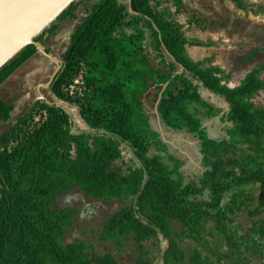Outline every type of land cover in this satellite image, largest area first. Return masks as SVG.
<instances>
[{"label": "trees", "instance_id": "obj_1", "mask_svg": "<svg viewBox=\"0 0 264 264\" xmlns=\"http://www.w3.org/2000/svg\"><path fill=\"white\" fill-rule=\"evenodd\" d=\"M184 1L76 0L34 39L42 44L87 9L50 89L94 134L73 133L65 109L40 101L0 134V264H264V107L252 101L264 66L231 89L218 67L191 60L188 47L205 43L185 36L180 16L201 31L213 22ZM36 51L28 45L3 66L0 87ZM139 83L146 92L127 91ZM200 84L227 110L208 103ZM152 85L163 123L200 141L195 180L150 127L142 99ZM221 113L227 137L209 138L202 119ZM155 201L164 222L142 214ZM90 202L118 208L92 215L87 228Z\"/></svg>", "mask_w": 264, "mask_h": 264}, {"label": "crops", "instance_id": "obj_2", "mask_svg": "<svg viewBox=\"0 0 264 264\" xmlns=\"http://www.w3.org/2000/svg\"><path fill=\"white\" fill-rule=\"evenodd\" d=\"M78 9L79 7L75 11H77ZM83 9L85 10V16H82L81 12H79L78 10L77 13L73 15V17H68L65 20L61 21V23L57 26L53 33L46 32L45 36L43 37V43H39L41 44V48L37 50L36 53L27 60V62L21 65L0 87V128L6 127V130H8L11 126L16 124L19 117L26 113L37 101H47L45 103L54 105L60 104V101L57 100L54 94L51 92L50 86L53 78L59 72L63 65V57L70 46L72 38L79 29V23H77V21L81 19L80 23H82L87 16V9ZM189 9H191L194 13H198L199 15L201 13L200 11L194 10L193 8L189 7ZM256 9L264 12V7L262 6V4H258L256 6ZM222 27L224 29L227 28L225 24H223ZM207 30H210V28ZM198 31L200 33L205 32L201 31L200 29H198ZM185 36L190 39L194 38L193 40L204 42L202 38L200 39V37L195 38L192 36H187L186 32ZM221 41L222 42L220 43H214L208 37V39L204 42L205 45H193L191 47H188L187 54L194 62H202L204 63V66L218 67L221 70V74L219 76L222 78V84H225L228 88L232 89L239 86L241 82L246 78L248 73L259 65L250 68L249 64L252 63L249 62L250 58L248 57V55H246L244 56V59L238 60L239 64L245 67L243 71L241 67L239 73H235L233 70H230L231 68L227 69L224 65L221 64L222 61L218 60L221 59L219 53L225 51V49H229L228 44H233L234 46H236V43H238V41ZM194 48H198V50H194ZM232 50L233 49H231V53H233ZM45 53H48V55H46ZM238 53L240 54V50H238ZM257 54L262 59V57L264 56V46L258 48ZM45 61L47 62V66H43ZM241 71L243 72V76L239 77V75L242 74ZM180 72H182V68L178 67L177 73ZM235 78L238 80L237 83H235ZM259 78L264 81V70L259 74ZM153 89H156V87L154 85L150 86L148 93L143 96L142 103L145 113L149 117L150 127L160 132V134L159 132L157 133L159 134L160 140L163 142V144L166 145V152L175 156L171 153V149H174V144L170 140V137L173 139L174 137H172V135H177L176 131H179L180 133H182L183 137L186 133L187 136L190 135L192 139L195 138L197 140L199 153L201 155L200 141L198 137L189 133L187 130H173L171 128H168L163 123L160 114H157L155 112L156 106L151 109L148 104H145V102L151 98ZM200 89H204L202 88L201 84ZM263 91L264 88L259 92ZM215 96L216 98L213 102L219 103L220 101H222L220 106L223 107L222 111H226L228 108L227 103L218 95ZM207 102L210 103L209 101ZM210 104L216 106L213 103ZM220 106L216 107L220 108ZM220 115L222 116L223 113H221ZM220 115L212 118L202 119V128L205 129L209 138L221 140L227 137V128L225 130L226 124L221 122ZM1 117H3V119H1ZM78 120H80L79 117ZM229 126L230 124L228 125V127ZM169 132L172 133L171 136L168 135ZM1 133L3 132L0 131V134ZM183 148H185V145L183 146ZM175 149H179L181 152L179 153L181 154L180 158L175 156L177 159L181 160V162L182 160H185V163L187 161H190L189 156H185L186 154L183 153L182 149L176 148V146ZM202 159L203 156L201 155V166Z\"/></svg>", "mask_w": 264, "mask_h": 264}, {"label": "rangeland", "instance_id": "obj_3", "mask_svg": "<svg viewBox=\"0 0 264 264\" xmlns=\"http://www.w3.org/2000/svg\"><path fill=\"white\" fill-rule=\"evenodd\" d=\"M241 1L245 6V8H239L238 5L235 2H232L231 0H185L184 3L187 4L188 8L190 7L193 8L194 10L200 11L201 12L200 14L203 17H207L211 22H213V25L210 28V30L201 33L198 31L196 27L194 26L190 27L187 25V14H182L180 16V21L182 22V24H184V29L187 36H192L195 38L200 37V39L202 38L204 42L209 37L210 40H212L214 43L217 42L220 43L222 42L221 40L236 41V42L238 41V43H236L237 44L236 46H234L233 44H228L229 49H225V51L220 50L222 51L219 53L221 59H218L219 61H222L221 62L222 65H224L227 69L231 68L230 70H233L235 73L240 72V67L242 68V71L245 69L244 66L239 64L238 60L244 59V56L246 55H248V57L250 58L249 62L252 63L249 64L250 68L255 67L256 65H262V64L264 65V56L261 59V57L257 54L258 48L264 46V12L256 9V6L258 4H262V6L264 7V0H241ZM119 2L127 3L128 0H119ZM238 3L241 4L240 0ZM83 8L79 6L78 10L79 12H81L82 16H85V10ZM77 11L73 13L75 14L77 13ZM80 21L81 19L77 21V23H79L78 31L82 29V25L85 22L83 21L82 23H80ZM223 24L226 25L227 27L226 29L222 27ZM231 49H233L232 50L233 53H231ZM194 50H198V48H194ZM238 50H240V54L238 53ZM45 54L48 55V53ZM170 62L173 61L171 60ZM43 66H47L46 61ZM242 71H241L242 74L239 75V77L243 76ZM235 81L234 82L237 83L238 80L235 78ZM146 90L147 89L146 88L144 89V87L139 83L137 85H133L127 91L129 93H131L132 91V93L134 94L137 91L144 93L146 92ZM200 93L206 101H209L210 103H213L216 106L221 105L222 101H220L219 103L213 102L214 99L216 98V96L213 93L206 91L204 89H200ZM156 94H157L156 89H153V94H151L152 95L151 98L145 102V104H148L151 109L154 108V106H156L157 104L158 99L156 98ZM252 101L256 106L264 107V91L258 92ZM56 106L62 107L63 109H65L66 112H68L71 115V118L73 120V128H74V129L72 128L73 133L89 132L94 134L93 131H91L90 129H88L87 126H85V123H83L81 120H78L79 115L76 107L70 106L62 102H60V104ZM220 109L223 110V107L220 106ZM5 130L6 127L0 128L1 132H4ZM153 130L159 132L154 128ZM176 132L177 135L176 134L172 135V137H174L173 139L170 137V140L174 144V149L173 148L171 149V153L174 154L176 157L180 158L181 154L179 153L181 152L179 149H175L176 146V148L182 149L183 153L186 154L185 156H189L190 161H187L185 163V160L184 161L182 160L181 172L184 178L186 179V181L195 180L204 171V168L201 166V155L199 153L198 142L195 138L192 139L190 135L187 136L186 133L184 134L185 136L183 137L182 133H180L179 131ZM171 134L172 133L170 132L168 133L169 136H171ZM184 145L185 148H183ZM120 148L124 150L126 160H128V156L132 157L131 150L129 147H125L123 144H121ZM78 198H79L78 195L74 197L75 200H77ZM157 201H155L152 204L146 205V207L143 208L142 214L144 216H148V215L156 216L160 218L162 222H164L165 206L160 201L159 203ZM114 204L110 206V205H102L101 203H97V202L96 203L90 202L87 203L85 206H82L83 208L84 207L86 208L85 214H83L82 212V217L86 219V226H88L87 228H89L93 223L91 222L90 219L92 215L96 216L98 219L99 218L102 219L103 215L106 216L107 214L114 211L115 208H118V206ZM245 214L246 213H243L242 215H240V217H237V221L240 224H242L244 227L249 225L245 217ZM166 246H167L166 241L162 239L161 242L162 249L166 248Z\"/></svg>", "mask_w": 264, "mask_h": 264}, {"label": "water", "instance_id": "obj_4", "mask_svg": "<svg viewBox=\"0 0 264 264\" xmlns=\"http://www.w3.org/2000/svg\"><path fill=\"white\" fill-rule=\"evenodd\" d=\"M74 1L76 0H0V69L28 45L33 44L39 50L41 44L35 43L34 39ZM161 94L162 92L159 99ZM158 101L155 108L157 114ZM80 120L85 123L81 118Z\"/></svg>", "mask_w": 264, "mask_h": 264}]
</instances>
